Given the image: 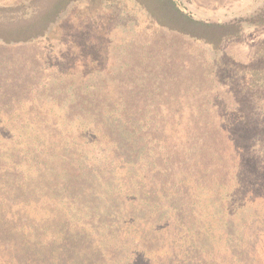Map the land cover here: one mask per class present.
<instances>
[{
    "label": "rangeland",
    "instance_id": "374dc122",
    "mask_svg": "<svg viewBox=\"0 0 264 264\" xmlns=\"http://www.w3.org/2000/svg\"><path fill=\"white\" fill-rule=\"evenodd\" d=\"M52 1L0 0V21L29 20L51 8ZM182 1L202 17L225 19L244 15L263 2ZM87 8L84 0L70 4L39 40L10 44L0 40V264H84V258L96 254L99 242L108 250L128 233L149 241L157 258L153 264L163 263L156 252L167 251V247L172 255L165 261L175 264L179 243L181 264H264V112L244 90L248 72L264 64L258 56L264 27H250L242 37L214 49L159 28L136 0H116L92 12ZM145 118L154 123L145 131L135 130L127 157L145 163L147 156H142L140 148L150 139L156 144V140L161 141L157 162L163 158L191 164L184 168L186 181L197 177L191 182L205 186L206 199L226 223L214 242L206 231L198 237V245L178 241L168 223L170 218L165 217L169 215L156 208L172 206L174 214L182 216L183 226H189L192 210L198 206L193 198L184 203L185 209L179 204V196L188 190L185 179L172 177L180 183L168 198L161 196L158 186L154 191L151 183L143 184L141 195L131 166L119 167L121 178L116 181L110 166L91 165L94 140L107 146L106 155L121 153L123 157L125 141L119 129ZM116 119L118 124H113ZM56 122L64 126L55 132L51 124ZM92 122H98L99 133L90 130ZM32 124L39 128L32 129ZM231 124H235L233 128ZM174 126L180 127L181 133L173 131ZM197 133L203 135V151L194 149L191 155L181 157L173 141L183 144L186 135ZM146 135L149 138L142 140ZM51 139L60 142L54 158L64 166L72 190L83 185L84 192H72L65 203L85 211L88 220L96 218L104 223L114 216L110 228L102 225L86 234V247L77 241L82 236L71 233L69 236L78 242L73 243L66 235L73 225L58 212L48 218L43 211L36 216L37 221L34 218L35 224L27 212V206H38L53 193L60 198L55 188L58 182L50 180L55 177L48 174L56 167L52 156L47 160ZM19 161L23 172L29 171L23 182L14 181V172L25 177ZM149 188L159 193L155 199H151ZM216 190L227 192L233 204L230 212H221L226 201L211 197ZM141 196L148 200L138 201ZM15 199L22 204L19 215L12 213ZM47 220L54 224L57 220L61 227L47 229ZM207 220L204 216L205 225ZM28 221L34 230L22 232L19 228ZM164 239L167 244L160 246ZM207 250H217L219 261L208 260Z\"/></svg>",
    "mask_w": 264,
    "mask_h": 264
},
{
    "label": "trees",
    "instance_id": "16d2710c",
    "mask_svg": "<svg viewBox=\"0 0 264 264\" xmlns=\"http://www.w3.org/2000/svg\"><path fill=\"white\" fill-rule=\"evenodd\" d=\"M79 0H53L51 2L50 7L51 8H44L41 10L38 14L33 16L31 19L26 21H11V22H3L0 21V40L5 43H21V42H32L35 40L41 39V37H44L48 34L49 31H51L52 26L58 22L59 18L62 16V14L67 10V7ZM87 2V12L97 11L106 3H110L116 0H84ZM136 2L144 9L148 15L150 16V19L153 23L157 24V26H160L159 28H166L169 31L174 32L177 35H184L189 36V38H192L193 40H197L200 42H203L204 44L210 45L214 49L221 48V45L234 38H240L243 36L246 29L250 27H258L263 28L264 27V0L259 5H257L255 8H253L248 13H245L244 15L236 16L234 18H212V17H202L195 12L191 11L187 7H185L184 2L182 0H136ZM258 56L262 59L264 63V42L261 44V46L258 49ZM248 78L246 85L244 86V90L249 92L254 99L255 105L258 109H260L261 112H264V64L263 66L259 68L251 69L248 72ZM59 89V87L57 88ZM71 94H74L72 92ZM131 109V108H128ZM154 112L158 115V110L153 109ZM126 113L129 112L127 109L125 110ZM113 112H116L114 110ZM136 115V114H135ZM157 118V117H155ZM85 119V118H83ZM81 119V120H83ZM139 124L127 126L124 129H119V132L124 134V141L125 145L123 144L121 146V149H125L123 151V157L122 154H115V153H109L106 155L104 153V150L107 149V146L104 145L101 141L94 140V144L91 147L92 154L90 156L91 165H97L100 164V166H110L112 170L114 169L113 176L115 177V180H120L121 178V172H119V167L126 165L131 166L129 168H134V182L136 189L141 191V195H144L142 193L143 190V184H149L151 183L153 185L154 191L156 189H159L162 191L161 196L164 198H168L172 192H174L176 185L180 183L178 180L185 179V187L188 188V190H185L184 196H179L182 209H185V204L188 202L190 198H193L194 203L198 206L197 210L193 211V219L191 220L189 226H183L185 225L183 222L182 216L177 215V213L174 214V211L172 210V206L170 205H164V206H156L158 212L162 215H169L165 217H169L168 223H170V226L173 228V231L179 236L178 241L186 243V245L190 244H200V241L198 240V237L202 236V232L206 231L208 234V237L211 239V241H215V236L217 234H220L221 231L226 227V223L219 219L217 215V210L212 206L210 201L206 199L208 195H206L205 186H202L199 182L192 183L194 178H197L195 175L193 177H189V181H186L187 175L184 173V168L191 167V164H184L183 161L174 160L172 157L170 161L166 162L161 159V162H157L155 157L158 155V148L161 145V141H158V144L154 140L147 139L149 138V135H146L145 137H142V140H148L147 144L144 147H141V154L142 156H147L146 162L141 164L140 162H137L133 158L127 157L129 153H126L129 148V143L134 140V134L135 130H146L147 125H153L154 122H151L152 120H149V118H145L142 120H139ZM113 124H118V119H116ZM37 124V123H36ZM36 124H32V129H38L39 126ZM93 125H90V130L93 132L99 133V126L98 122H92ZM84 125L89 126L84 122ZM84 125H77V127L85 128ZM139 125V127H137ZM235 124H231L230 126L233 128ZM53 131L56 132V130H59L61 127H63V124H60L58 122L51 124ZM70 126V125H69ZM121 128V125H119ZM137 127V128H136ZM177 127V128H176ZM119 128V127H118ZM173 131H177L181 133L180 127L174 126L172 128ZM101 134V133H100ZM202 134L197 133L195 136L192 135H186L187 140H182L183 144L177 140L176 142L173 141L176 148H178L181 151V157H187V155H191L192 151L194 149H197V151H203L202 145L204 143L202 140ZM191 139H193L191 141ZM46 140V139H44ZM151 141H153L151 143ZM146 142V141H145ZM213 145V144H212ZM111 149H114L112 146H110ZM60 149V142L55 139H51L47 143V150H48V158L50 156L53 157V163L55 164V168L48 174L53 175L55 178H50L52 181H57L58 185H55V188L60 195V198L57 194L53 193V197H51L50 200L45 199L42 203H40L38 206L35 205H29L27 206V212L29 214V218L36 219L38 214H42L44 211L46 216L48 218H51L53 215H55L57 212L60 215H63L66 219V222L68 225L72 224L73 228L70 227L69 230H67L66 235L73 240V243L83 242V246H87V236L89 235V232L93 233L94 230H97L99 227L101 228L102 225L106 226V228H110L113 223L114 216L104 223H102L99 219L93 218L91 220L87 219L86 212H82L78 208L70 207L67 205L70 197L73 196L72 192L80 193L84 192L83 185L80 187H77L76 189H73V186H71L70 182L67 180H71L67 172L64 170V166L60 167L59 162L55 161V158H57L56 153H59ZM153 151V153H152ZM201 151V152H202ZM52 154V155H51ZM55 154V155H54ZM107 156V157H104ZM140 156V155H139ZM55 157V158H54ZM145 157L143 159H145ZM21 164V171L23 172L22 162L19 161ZM59 164V165H58ZM140 165L144 166L143 168L140 167ZM209 164L206 163L207 169H209ZM20 168V167H19ZM119 168V169H118ZM118 169V170H117ZM170 169H175V171H172ZM17 172V171H16ZM29 172V171H28ZM28 172H23L25 177L18 176V173L14 172L15 180H20L23 182V180H26L28 177ZM236 173V171H234ZM32 174V173H30ZM171 175V176H170ZM172 177L176 179H172ZM78 177L74 182H77ZM191 179V180H190ZM202 182V180H200ZM213 181L214 183H216ZM51 187L54 186V184H50ZM157 186L159 188H157ZM190 188L192 192L190 191ZM148 189V188H147ZM150 190V188H149ZM154 191H149L152 193L151 199H155L157 197V194ZM147 195V193H146ZM48 197V195H47ZM56 197V198H55ZM211 197L216 199H221L223 201H226L227 207L221 209L222 213H228L231 210V206L233 204L230 203V198H228V194L223 193L221 194L220 190H216L214 194H211ZM184 199H187L186 201ZM148 199L144 197H140L141 202H144ZM40 207V209H39ZM189 207V206H188ZM22 209V204L18 199H15L13 201V214L19 215V210ZM39 209V210H38ZM58 209V210H57ZM240 209V208H239ZM242 210V208L240 209ZM63 211V212H62ZM191 211V213H192ZM57 213V214H58ZM172 216L173 218H171ZM204 216L208 217V220L206 222V225L204 223ZM165 220V219H164ZM167 221V220H166ZM28 225H21V228H19L22 232H31L33 229V223L32 221H28ZM35 224V220H34ZM56 224V225H55ZM55 224L51 222L50 220L46 221V227L45 228H54V226L61 227V225H57V220H55ZM129 224H131L129 222ZM129 226V225H128ZM66 227L63 226V230ZM78 228V229H76ZM18 229V230H19ZM75 231V232H74ZM162 231V230H161ZM163 232V231H162ZM71 233L75 234L76 236H82L81 238L73 239L71 236H69ZM162 236H167L164 232L162 233ZM141 237V238H140ZM136 236L135 234H127L126 236H121V240L117 243H114V247L112 246L111 249L106 250L101 242H99L97 246L96 254L93 256L88 255L87 258H84V264H99L97 262L98 259H106L107 262L103 264H132L135 261H137L139 264H153L154 259H157L154 257L155 253H152L150 251V245L149 241L144 239L142 235ZM168 238V236H167ZM173 242V239L171 241H168V246L170 243ZM167 244L165 239L162 243H160V246ZM180 244V243H179ZM178 244V248L175 251L174 257V263L175 264H181V252L178 251V249H182L181 246ZM101 249H100V247ZM80 247V246H78ZM167 251L163 252H156V256L163 261L162 264H167L165 261L166 258L170 257L172 255L171 250L165 248ZM215 253H212L211 251L207 250L205 252V257L209 259H214L219 261V252L215 250ZM25 261H28L26 258ZM24 261V262H25ZM133 263V264H134ZM102 264V263H101ZM155 264V263H154Z\"/></svg>",
    "mask_w": 264,
    "mask_h": 264
}]
</instances>
